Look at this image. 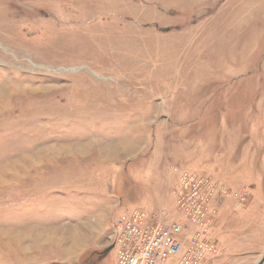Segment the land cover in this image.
Returning <instances> with one entry per match:
<instances>
[{
	"label": "rangeland",
	"instance_id": "374dc122",
	"mask_svg": "<svg viewBox=\"0 0 264 264\" xmlns=\"http://www.w3.org/2000/svg\"><path fill=\"white\" fill-rule=\"evenodd\" d=\"M192 178L201 264H257L264 0H0V264H115V221L185 222Z\"/></svg>",
	"mask_w": 264,
	"mask_h": 264
},
{
	"label": "built area",
	"instance_id": "2783aa9c",
	"mask_svg": "<svg viewBox=\"0 0 264 264\" xmlns=\"http://www.w3.org/2000/svg\"><path fill=\"white\" fill-rule=\"evenodd\" d=\"M198 182L190 179L179 198L178 209L185 214V222L170 227L145 225V215L138 211L122 223L118 218L113 226L115 264H164L171 258H178L179 264H201L210 248L203 238L210 224L209 204L216 195ZM184 234L190 239L185 248Z\"/></svg>",
	"mask_w": 264,
	"mask_h": 264
},
{
	"label": "water",
	"instance_id": "95a60500",
	"mask_svg": "<svg viewBox=\"0 0 264 264\" xmlns=\"http://www.w3.org/2000/svg\"><path fill=\"white\" fill-rule=\"evenodd\" d=\"M263 263H264V255L262 256L261 260L257 264H263Z\"/></svg>",
	"mask_w": 264,
	"mask_h": 264
}]
</instances>
